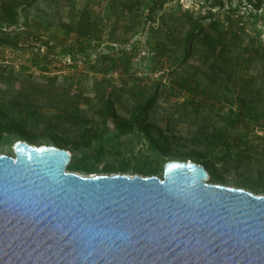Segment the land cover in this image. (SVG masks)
I'll return each instance as SVG.
<instances>
[{
	"label": "rangeland",
	"instance_id": "rangeland-1",
	"mask_svg": "<svg viewBox=\"0 0 264 264\" xmlns=\"http://www.w3.org/2000/svg\"><path fill=\"white\" fill-rule=\"evenodd\" d=\"M6 1L0 0V13ZM12 1L18 23L0 22V37L15 43L0 44V109L14 117L32 113L28 132L38 143L76 139L68 118L79 117L97 133L85 150L97 169L93 174L125 166V174L144 176L138 169L156 167L162 177L167 161L190 160L214 163L211 169L221 177L214 184L264 195V3L255 11L247 0H218L222 4L213 8L216 0H158L149 14L154 0H32L29 7L25 0ZM235 8L243 20L234 17ZM207 13L233 17L222 27L226 40L238 43L227 54L229 68L206 58L195 40L184 58L185 34L192 21L207 26ZM156 88L146 122L153 139L168 137L166 156L144 131L121 133L97 113L103 91L112 94L116 113L128 117L143 99L137 91L148 95ZM242 95L249 118L242 115ZM194 98L209 105L187 102ZM213 127L226 132L214 148L207 138ZM17 140L27 141L16 132L0 137V154L14 156Z\"/></svg>",
	"mask_w": 264,
	"mask_h": 264
},
{
	"label": "water",
	"instance_id": "water-1",
	"mask_svg": "<svg viewBox=\"0 0 264 264\" xmlns=\"http://www.w3.org/2000/svg\"><path fill=\"white\" fill-rule=\"evenodd\" d=\"M13 153L0 154V264H264V195L210 183L202 164L83 175L55 145Z\"/></svg>",
	"mask_w": 264,
	"mask_h": 264
},
{
	"label": "trees",
	"instance_id": "trees-1",
	"mask_svg": "<svg viewBox=\"0 0 264 264\" xmlns=\"http://www.w3.org/2000/svg\"><path fill=\"white\" fill-rule=\"evenodd\" d=\"M247 1L248 4H250L255 11L261 9L264 3V0ZM31 2L32 0H25V7H29ZM160 4V1L158 2V0H154L153 5L148 8V13L152 14L156 10V7ZM221 4L222 3L220 1L216 0L214 3L210 4V8L220 6ZM232 12L235 15L234 17L238 18V20H243L244 17L240 13V10L238 8L233 9ZM204 17L209 18L208 25H203L200 20L192 21L189 31L185 34L183 38L184 44L186 46V53L184 55V58H187L189 56L188 44L192 40H195L196 43H198L204 49V55L206 56V58L213 57L215 62L220 61L219 63H221L222 65L221 68L231 67L232 58L227 57V54L232 51V46H236L238 43H236V40H233L231 43L227 41L222 27H224L225 24L230 23L233 17L229 14H225L223 18H221L219 14L216 15L212 13H207L206 15H204ZM0 22L7 25H15L18 23L17 3L12 0H9L2 4ZM241 40L243 41V39ZM6 43H9L11 45L15 44L6 39L5 37H0V44ZM244 48L246 47H243V50L247 52L248 49ZM241 54L242 53L239 51L238 57ZM262 54L264 55V51L262 52ZM248 82L249 81L246 80L245 83L242 85V93H245V95L247 93V86H249ZM159 84L160 81L157 83V86H159ZM157 88L148 95H145L143 91L138 90L137 92H140L143 99L139 103H137L136 106L129 112L128 117H120L116 113L114 108L115 100L112 98V94L110 92L105 93V91H103L101 92L99 97L100 104L97 113L100 118L104 121V123L106 122L112 124V127L119 130L121 133H126L134 129L144 131L146 134H148L151 144L156 147V149L161 153L162 156H166L170 154L168 137L166 135L160 134V136L158 137L159 139H153L149 135L150 124L146 122L147 112L156 104V101L159 96ZM245 95L239 97V105L240 108L244 110L242 113L244 118H249V116L251 115L249 112H247V109H249V104H246L248 98ZM187 102H190L195 105H209L207 101L202 102L199 101V99L196 100V98L190 99ZM31 114L32 113H26L23 116L14 117L8 115L7 112L0 109V137H2L5 133L16 132L27 141H31L35 145H41L35 139V136L31 135L28 132V128L31 126L28 123ZM68 119L73 123V125L70 126V131L76 134V139L72 141L59 138L54 139V143L57 147L67 149L71 152V161L67 166V170L78 173L82 172L85 174L96 173L97 169H94V167L89 163L85 150H88L92 146L93 141L97 137V133L92 127L84 125L82 123L83 121H81V118L79 117ZM225 136L226 132L224 128L213 127L211 131L208 132L207 138L209 140V144L214 148L220 146L221 141ZM224 158L225 157H223V159ZM163 161L164 159H161L159 163ZM197 163L202 164L207 170L209 176L208 181L210 183H216L213 181L221 179V177H218V175L211 169L215 167L214 163H212L211 165L206 162ZM126 171L127 167L125 166H108L102 169V173L105 174L126 173ZM138 172L142 173L144 176H151L157 174L158 168H140L138 169Z\"/></svg>",
	"mask_w": 264,
	"mask_h": 264
}]
</instances>
